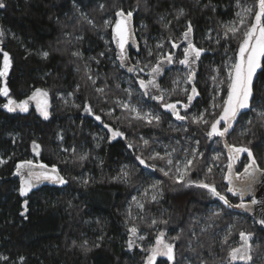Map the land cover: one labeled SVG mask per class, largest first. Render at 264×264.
<instances>
[{
	"label": "trees",
	"instance_id": "trees-1",
	"mask_svg": "<svg viewBox=\"0 0 264 264\" xmlns=\"http://www.w3.org/2000/svg\"><path fill=\"white\" fill-rule=\"evenodd\" d=\"M3 2L6 6L0 8V24L4 45L0 48L9 53L12 61L6 78L9 97L19 101L42 89L48 93L50 109L47 119L31 106L26 112H9L2 107L7 97L0 96V160L6 161L0 164V257L7 258L0 259V264H21V257L22 264H143L148 254L145 249L161 232L165 240L174 244V261L157 257L155 264H229L228 253L239 230L249 227L259 235L254 261L233 264H264V229L255 226L238 208L225 206L206 189L185 186L170 178L172 173L164 176L159 170L146 172L135 159L142 154L146 163L155 164L158 169L166 165L164 160L147 159L154 152L161 156L170 152L175 161L192 159L193 150L198 149L191 174L185 179L214 184L235 205L224 179L228 153L221 138L207 136L215 117L206 114L209 123L204 124L193 123L191 116L212 105L215 85L211 77L216 75L213 70L220 69L223 78V65L238 47L232 33L226 39L225 32L231 26L241 27L237 33L241 37L243 28L236 14L241 12L250 21L242 9L251 0ZM120 9L125 13L134 9L131 27L135 43L143 38L140 50L145 51L136 53V58L149 67L157 62V44H163L162 49H172L173 41L177 42L180 46L176 61L183 58L181 46L186 43H182V33L191 23L192 42L204 52L197 61L194 78L199 95L187 112L181 111L188 119L175 121L160 102L143 95L135 73L121 67L116 41L110 47L105 42L106 38H113V28L106 26L105 21H115ZM128 48L131 57L138 45L128 44ZM147 49L153 50L151 56ZM44 52L48 53L46 58ZM112 54H116L118 62L109 57ZM2 59L0 53V66ZM165 65L160 81L167 90L164 101L187 103L192 85L186 82L183 65ZM127 89L132 90L131 97ZM253 95L251 107L241 111L226 139L230 145L250 147L264 169V119L258 115L264 111V68L257 70ZM126 97L142 111L159 114L160 122L147 124L131 118L115 103ZM86 105L92 107L94 114L84 111ZM110 109H115L111 116L107 114ZM95 115L118 128L124 138L110 139L111 133L93 118ZM143 140L149 144L145 146ZM34 141L40 145L37 160L49 167L55 165L67 183L44 181L27 197H21V181L15 169L18 163L29 159ZM129 143L134 147L130 149ZM82 156L87 158L81 159ZM122 170L129 173L127 178H122ZM149 179L156 180L159 193L155 200L143 195V208L138 209L133 198ZM25 199L28 210L21 215ZM153 220L157 221L155 225ZM134 226L137 234H145L146 238L141 247L129 252L126 236ZM177 236L179 239H172Z\"/></svg>",
	"mask_w": 264,
	"mask_h": 264
},
{
	"label": "snow or ice",
	"instance_id": "snow-or-ice-1",
	"mask_svg": "<svg viewBox=\"0 0 264 264\" xmlns=\"http://www.w3.org/2000/svg\"><path fill=\"white\" fill-rule=\"evenodd\" d=\"M6 5L3 0H0V8H4ZM133 10L124 12L123 9L118 10L115 15L118 17L113 21L108 20L105 21L106 26H110L113 28V39L116 41L117 46L119 48V52L117 54L118 59L121 61V67H124L128 62L129 57L127 56L125 45L128 44L129 40L135 44L134 32L131 27V20L133 16ZM243 13L247 14L251 17V20H246L245 16L241 14V12H237L238 23L242 26V35L241 37H237V33L241 32V27L231 26L228 27V30L225 32V38L228 39V33H232L233 39H237L238 47L234 52L233 56L228 57L225 61L223 68L226 70V75L221 78V70L214 69L216 75L212 76L211 79L213 81L214 92L213 103L210 108L205 109L204 112L199 114H193L191 116V121L193 123H204L208 124L209 120L206 118V114L211 117H215V119L211 122V130L207 132V136L209 138L219 137L223 139L233 128L234 123L237 122V117L241 113L242 110L249 109L254 100L253 95V82L256 77L257 70L264 68V0H251V4L243 7ZM183 14L182 11L180 13ZM235 24V22H234ZM192 27L191 23H189L187 30L182 33V43H186V47L183 48V58L178 60L180 65L185 66L189 70V74L187 76L186 82L191 86V93L187 95V103H182L177 101L176 103H168L164 101V92L160 90V86L157 83V77L161 76L164 71L165 64H172L174 62V53L166 54L162 59L158 58L155 65L150 67L148 71V79L145 80L140 78L138 80L139 86L141 89H144L143 95L150 96L151 99L160 102L161 107L171 113L177 120L184 121L188 119L186 115H180V111L177 108V104H180L186 112L189 109L192 101L196 96L199 95L197 88L194 84L195 71L193 70V65L196 64L197 61L200 60L202 52L204 49L197 47L191 39ZM3 35V32H0V36ZM170 39V38H169ZM219 43V40L217 41ZM180 45L177 43H172L173 48H177ZM158 48H162L163 44H157ZM227 51V50H226ZM0 53H2L3 62L2 66H0V80L3 81V86L0 87V96L9 97V88L7 87L6 78L8 76L9 70L12 66V61L8 52L3 51L0 48ZM45 58L48 56L47 52L42 54ZM103 55V53L101 54ZM148 55H152V51L149 50ZM137 65L132 67H128V72L135 73L137 71ZM149 65H145L144 68H139V72H144L145 68H148ZM89 79H92L89 76ZM95 83V80H93ZM174 83H177L174 81ZM223 86V87H222ZM150 89H157L156 94H151ZM98 92L103 93L102 88L97 89ZM128 93V96H132V90H125ZM187 93V89L183 90ZM224 92L225 95L221 97L220 93ZM38 96L47 97L48 93L41 89H36L35 92L28 100L20 101L17 103L14 99L8 98L7 103L3 104L2 107L5 108L9 112H14L17 109L20 111H28V103L29 100L37 99ZM116 106L122 108L126 112L131 115V118L142 120L147 124H153L154 122L158 124L160 122V115L154 114L152 112H143L136 105L131 104L130 102L119 101L117 100ZM37 109L41 112V115L47 119L48 111L47 108H41L39 101L37 102ZM212 109L219 110L218 112L212 111ZM254 110V109H253ZM84 111L89 114H94L93 109L90 105H86L84 107ZM115 109H110L107 113L109 116ZM261 119H264V111H260L258 113ZM95 119L97 121H101L103 126L108 129L111 133L110 139H115L117 137H124V133L121 132L118 128L114 129L108 123L102 121L100 115H95ZM116 119H119L117 117ZM251 123V121H249ZM187 129H185L186 131ZM62 139V137H61ZM143 139V138H141ZM199 141H197V144ZM143 144L147 146L149 141L143 140ZM251 144V141H249ZM128 147L131 149L134 147L133 144L129 143ZM225 147L229 150L227 164V173L224 176V179L227 181L226 191L231 193L234 196H239L240 203L237 205H233L229 199L217 190L214 184L205 183L203 181H193L191 179H185V177L190 176L192 168H193V160L196 158L198 153L197 150H193L192 159H187L183 162L176 161L174 162L172 159V153L166 152L164 156H161L159 153L154 152L147 159L150 160H164L165 167H160L157 169L155 164H147L145 158L141 155H136L135 159L139 161L140 165L145 167H150L153 170H159L163 173L164 176H169L172 173L170 178H173L177 182H183L185 186L195 185L196 187H200L206 189L212 197L217 198L219 201H222L225 206L228 208H242L245 210H249L251 205H256L258 201L253 198L250 201V204L245 203L244 197L248 195L251 190L253 184L256 182L258 175H264V169L260 168L257 160L253 154V151L248 146H234L230 145L225 141ZM33 153L39 156V148L35 141L33 142ZM175 151V149H173ZM247 154L248 163L244 164L243 171H234V162L239 160L241 154ZM202 156L203 154L200 153ZM81 159H86V156L80 157ZM217 159L219 158V154H217ZM6 161L0 160V164L5 163ZM173 169L175 171L173 172ZM208 172H211V168L208 169ZM16 175L20 177V188L19 194L21 197H27L28 193L37 186V184L42 183L44 181H49L54 184L64 185L67 183L65 178L59 174V170L55 165L49 167V165L44 163H34L33 160H25L16 165ZM129 173L127 171L122 170V178H127ZM238 182V183H237ZM87 183V181H85ZM153 188L157 187V185H152ZM135 200V197L133 198ZM156 196L152 197V200H155ZM28 201L25 199L23 208L24 211L21 215H24L28 210ZM138 207L143 208V204L138 203ZM213 215H219V213H213ZM161 223H167L166 221H160ZM157 221L153 220L152 224L155 225ZM259 223L264 225V218H262ZM131 236L135 237L138 229L137 227H132L129 229ZM165 234L163 232L159 233L156 237L155 244L148 249H145L149 255L145 258V264H155L157 257H166L167 261H174V244L171 242H166L164 239ZM240 239L243 243L240 247L231 248L228 253L229 264H233L236 261H250L251 256L249 255V250L251 248L250 241L252 239L251 233H246L241 231L239 233ZM140 240L145 239L144 236L137 237ZM173 240L179 239V237L172 238ZM227 237H225L224 243H227ZM134 245V240L130 239L128 241V248L132 249ZM99 247V245H97ZM0 259H7L6 257H0ZM21 264L24 260L23 257L20 258Z\"/></svg>",
	"mask_w": 264,
	"mask_h": 264
},
{
	"label": "rangeland",
	"instance_id": "rangeland-1",
	"mask_svg": "<svg viewBox=\"0 0 264 264\" xmlns=\"http://www.w3.org/2000/svg\"><path fill=\"white\" fill-rule=\"evenodd\" d=\"M114 19V18H113ZM113 19H108V20H111V21H113V24H114V20ZM118 19V18H117ZM116 19V20H117ZM107 20V21H108ZM105 42L107 43V45H109V47H110V45H113V43L115 42V40L113 39V38H111V39H107L106 38V40H105ZM173 43H177V42H174L173 41ZM135 44H137L138 45V49L136 50V51H134V52H132L131 51V53H133V54H131L130 56V58H131V61L134 63V65H137V62H139V64H138V66H137V71L135 72V76H136V78L137 79H140V78H143V79H146V77L148 76L147 75V73H148V71L150 70V67L152 66V65H154V64H152L149 68H145V70H144V72H139V68H144V66L145 65H148V63H141V60H137V58H136V53H143V52H145V51H143V52H141V50H140V47H142L143 46V38H142V41L141 40H139L138 39V41H137V43H135ZM117 45V44H116ZM131 45H133V43L132 42H129V46L131 47ZM172 45V44H171ZM157 47V46H156ZM184 47H186V44H183L182 46H181V49H182V53H183V48ZM163 48V47H162ZM162 48H158L159 50H157V58H156V60L158 59V58H163L166 54H168V53H176L175 55H174V62L172 63V64H170L171 66L172 65H174L173 67H176V66H180V65H178L179 63H178V60L176 61V55H177V53L179 52V50L177 49V48H173L172 47V49H169V48H164V49H162ZM149 50H151V49H147V51H146V53H148L149 52ZM152 51V53H153V50H151ZM108 53H111V52H108ZM109 57H111V59H113V60H115V61H117V56H116V54H112V55H109ZM2 62H3V59H2ZM118 62V61H117ZM177 64V65H176ZM1 66H2V64H1ZM182 68V70H183V72H184V74H185V76H186V78H187V76H188V74H189V70L185 67V66H181ZM165 78H167V77H165ZM124 80H127V77H125L124 78ZM1 82H2V86H3V81L1 80ZM185 83L183 82V85H184ZM42 90V89H41ZM161 90H163V92H164V98H166L167 97V90L165 89V88H163V87H161ZM44 91V90H43ZM35 92V90L34 91H32V93L29 95V96H27L26 98H28L29 99V97H31L32 95H33V93ZM189 94H192L191 93V90H189V92H188V95ZM154 95V94H153ZM8 98H10V97H7V100H8ZM12 99V98H11ZM20 101H24V99H22V100H19V101H17V103H19ZM39 101V104H40V107L41 108H44V107H46L47 108V111H48V113H49V109H50V100H49V98H48V96L45 98V97H43V96H38L37 97V99H34V100H32V105H31V107L32 108H34L39 114H41V112L40 111H38V109H37V102ZM120 101H125V102H130L131 104H133V105H136V103H132L131 101H130V98L129 97H126V98H124L123 100L121 99ZM177 101H171V102H168V103H176ZM137 106V105H136ZM30 106H28V109L29 108H31ZM177 108L179 109V111H180V115H182V110H183V108L182 107H180V104H177ZM163 109V108H162ZM17 110H19V109H17ZM20 111V110H19ZM24 112V111H23ZM143 112H145V111H143ZM146 112H151L150 110H147ZM153 113V112H152ZM93 118H95V116H93ZM173 119L175 120V121H179V122H181L180 120H177L174 116H173ZM211 130V125H210V127H209V131ZM32 146H33V144L31 145V156L29 157V159L28 160H33V162L34 163H40V161L39 160H37V155H35L34 153H33V148H32ZM237 147H239V146H237ZM163 148H166L165 146L163 147ZM39 152H40V148H39ZM36 157V158H35ZM174 157L172 156V159H173ZM185 159H182V160H180V158L179 159H177V160H173L174 162H176V161H180V162H183ZM229 162H228V157H227V163H226V165L228 164ZM246 163H248V160H247V154L246 153H244V154H241V156H240V158H239V160H238V163H237V165H236V168H235V171H239V172H241L242 170H243V166H244V164H246ZM148 164V163H147ZM143 166V165H142ZM144 168H145V171L147 172L149 169L152 171V168H150V167H145V166H143ZM226 172H227V167H226V169H225V174H226ZM156 185V180L155 179H149V181L148 182H146L144 185H142L138 190H137V193H136V196H134L135 198H136V205L135 206H137V208L138 209H140V207H138V203L139 204H142V197H143V195L145 196H156L158 193H159V190L157 189V187H155V188H153L152 187V185ZM231 194V193H230ZM232 195V194H231ZM231 200L233 201V202H239V198L238 197H234V196H231ZM241 225L243 226L244 225V223H241ZM247 228V227H246ZM249 230V231H248ZM248 230H246L245 228H241L240 230H239V232H238V235H237V238H236V240L234 241V244H233V246H231L230 247V250H231V248H235V247H238L239 246V238H240V236H239V233L241 232V231H244V232H246V233H251L252 234V239H251V241H250V245H251V248H250V250H249V255L251 256V260L250 261H247L246 263H249V262H253L254 260V253H255V251H257L256 249H257V245H258V242H259V235H257V233L255 232V230H254V228L252 229V227H249V229ZM138 236H144L145 238H146V235L145 234H137V237ZM156 240V239H155ZM155 240H154V243H153V245L155 244ZM142 240H140V239H138L137 238V242H138V245H139V247H141L143 244H142V242H141ZM166 242H169V241H167V240H165ZM152 245V246H153ZM229 250V251H230ZM264 254V253H263ZM149 255V253L147 254V256ZM146 256V257H147ZM145 257V258H146ZM255 258H257V256L255 257ZM143 264H145V260H144V262H143ZM221 264V263H220ZM243 264H245V263H243Z\"/></svg>",
	"mask_w": 264,
	"mask_h": 264
},
{
	"label": "water",
	"instance_id": "water-1",
	"mask_svg": "<svg viewBox=\"0 0 264 264\" xmlns=\"http://www.w3.org/2000/svg\"><path fill=\"white\" fill-rule=\"evenodd\" d=\"M0 32H3L1 24H0ZM3 45H4V33L2 36H0V46H3ZM165 66L166 65H164V68H165ZM192 67H193V70L195 71L197 69V62ZM158 79H159V77H157V81H158ZM150 92L152 94H156L157 89H150ZM24 100H28V98H24ZM31 105H32V100H29L28 106H31ZM121 138H124V137H121ZM225 141L227 142L226 136L223 139H221V142H222V146L224 147L225 151L229 155V150H228V148L225 147ZM237 163H238V160L234 162V169H233L234 171H235ZM254 184H255V186L254 187L252 186V190L248 195H253V198H255L258 201V203L256 205H251L249 210H245L242 208H241V210L243 212L247 213L259 228L264 229V225H261L259 223V221L262 218H264V175H258L256 182ZM248 204H250V202ZM130 239L134 240V245H133L132 249L128 248V241ZM138 247H139V245L137 242V234L135 237H133V236H131L130 232L128 231L127 236H126V248H127V250L129 252H133Z\"/></svg>",
	"mask_w": 264,
	"mask_h": 264
},
{
	"label": "flooded vegetation",
	"instance_id": "flooded-vegetation-1",
	"mask_svg": "<svg viewBox=\"0 0 264 264\" xmlns=\"http://www.w3.org/2000/svg\"><path fill=\"white\" fill-rule=\"evenodd\" d=\"M118 18V17H117ZM116 18V19H117ZM131 40H129V42H130ZM129 42H128V44H129ZM117 44V43H116ZM128 44H126L125 45V48H126V52H127V56L129 57V48H128ZM120 50H119V48H118V46L116 45V53L118 54V52H119ZM118 58V57H117ZM120 61V60H119ZM120 63H121V61H120ZM133 66V64L131 63V60H130V57H129V60H128V62L125 64V67H132ZM164 70H165V68H164ZM130 73H132V72H130ZM163 73H164V71H163ZM163 73L161 74V76H159V79H158V81H157V83L159 84V86H160V90H161V84H160V81H161V78H162V76H163ZM148 79V76L146 77V79L145 80H147ZM137 86L139 87V89H140V91H141V93L143 94V92H144V89L142 90L141 88H140V86H139V83L137 82ZM152 94V93H151ZM263 169V168H262ZM243 171V170H242ZM241 171V172H242ZM15 172H16V169H15ZM227 173V172H226ZM255 186V184H253V187ZM238 198H239V196H237ZM253 198V195H246L245 197H244V201H245V203H249L250 201H251V199ZM240 199V198H239ZM240 203V200H239V202H235L234 204L235 205H237V204H239ZM238 210H239V212L240 213H242V214H244V215H246V216H248L250 219H251V217L247 214V213H245V212H243L242 210H241V208H238ZM251 221L253 222V224L255 225V226H257L256 224H255V222L251 219ZM258 227V226H257ZM243 243V241L239 238V246L238 247H240V245Z\"/></svg>",
	"mask_w": 264,
	"mask_h": 264
}]
</instances>
